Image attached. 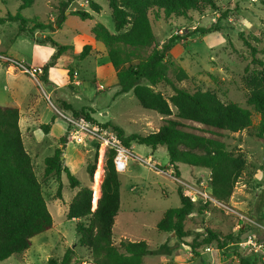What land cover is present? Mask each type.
Here are the masks:
<instances>
[{
	"label": "rangeland",
	"instance_id": "1",
	"mask_svg": "<svg viewBox=\"0 0 264 264\" xmlns=\"http://www.w3.org/2000/svg\"><path fill=\"white\" fill-rule=\"evenodd\" d=\"M84 1L71 0L67 3L68 0H34L20 14L26 19L42 23L55 21L60 8L66 3L67 6L65 20L59 29L53 32L37 30L30 34L31 24H27L25 30L20 32L18 22L3 21L7 14H16L19 1L0 0V104H14L22 108V111L33 104L34 113L42 114L45 121L43 124L51 125V131L47 134L34 126L29 136L25 134L27 124L24 119L22 142L31 158L35 177L52 218L51 228L32 238L29 249L0 261V264H46L48 260L59 263L69 250L73 253L70 264H93L90 252L79 245L75 233L77 221L68 220L66 211L70 200L80 188L92 186L93 178L89 179L86 164L93 162L96 157L95 170L100 160L103 169L104 159L93 140L86 138L79 144L68 139L66 118L72 115L59 104L60 99L75 110H92L95 123L111 121L127 134L145 136L158 125L157 114L143 109L132 92L115 95L117 89L110 85L111 75L106 68L108 58L105 49L100 42L93 40L91 31L100 23L114 33L108 0H87L89 4L80 7L79 3ZM91 3L99 5L98 13L91 11ZM215 5L216 10L206 8L202 13L190 11L186 16L171 17H164L160 11L152 9L148 12V19L157 43L162 40L166 42L173 35L183 45L179 54L181 59L172 62L175 67L180 64L188 78L175 82L177 87L188 92L209 90L221 101L238 104L251 112L248 128L224 136L226 149L244 157L245 169L235 184L228 204L214 206L202 205L200 200L191 202L194 211L184 226L189 237L179 241L174 235L159 232L156 225L165 211L180 207L178 188L185 194V187L178 183L180 179H173V170L166 171L169 157L165 147L159 146L153 151L144 145H134L132 156L146 158L147 154L153 152L152 158L162 171L150 169L130 157L125 172L118 173L120 206L112 228L113 245L119 248L121 241H144L150 250H155L164 242L173 247L169 255L145 256L144 264H210L211 256L204 253L203 248L196 245L198 255H195L190 246L194 241H201L200 236H204L205 230L231 236L230 242L219 249V253L213 254V264H231L238 261L239 256H249V252L240 246L249 235L264 241V232L247 221L249 219L264 225V135L262 140L257 138L259 116L246 103L248 91L245 87V79L257 70V66L252 64V53L255 59L264 62V0H215ZM75 12H87L91 18L81 20L73 15ZM209 27H215L218 31L204 35L195 32L196 29ZM46 37L60 46L70 47L56 59L48 61L46 69L56 88L54 96L49 94L46 73L33 81L28 74L13 68L11 63V60H16L29 65L49 60L56 48L49 44H37ZM174 44L172 47L177 45ZM85 45H93L94 50L85 59L79 60L77 56ZM99 50L102 54H97ZM148 52L146 50L141 54L144 57ZM173 69L170 67L167 74L171 80ZM76 73L80 86L71 84L69 87L68 74L72 77ZM96 87H103V91L98 92ZM152 88L165 98L172 94L170 87L163 83ZM56 149L64 152L65 162L62 164L65 163L70 173L80 182L78 188L71 189L64 174L60 176L59 183L54 176H44V159ZM179 170L180 181L209 191L208 170L185 164H180ZM58 184L59 197L56 195ZM92 207L91 196V210Z\"/></svg>",
	"mask_w": 264,
	"mask_h": 264
},
{
	"label": "trees",
	"instance_id": "2",
	"mask_svg": "<svg viewBox=\"0 0 264 264\" xmlns=\"http://www.w3.org/2000/svg\"><path fill=\"white\" fill-rule=\"evenodd\" d=\"M19 6L15 15L7 14L3 21L19 23L22 32L27 24L30 34L34 31H55L65 19L67 3L60 8L53 22L42 23L35 19H26L20 12L29 8L34 0H18ZM91 11L98 13L99 5L91 3ZM108 6L114 24V33L109 32L102 24L92 28L93 39L100 42L106 52L114 71L117 95L132 92L138 104L145 110L155 112L159 117L157 131L141 136L130 134L124 136L122 130L109 123L104 127L113 129L126 148L131 145H144L152 149L165 147L173 176L178 178L176 164H185L209 171V187L211 196L219 203L228 204L237 180L245 169V159L226 149L224 136L226 133H240L251 124V112L232 102L221 101L209 90L188 92L175 85L188 78L186 72L178 65L174 66L169 56L172 43L177 37L171 36L160 47L153 34L148 12L152 9L160 11L164 17L186 16L188 12L202 13L206 8L216 10L215 0H108ZM73 15L81 20L90 19L87 12H75ZM127 27V28H126ZM218 31L215 27L196 29V33L204 35ZM37 44H49L56 48L51 61L70 47L60 46L50 37ZM149 50L146 56L142 52ZM91 52V46L85 45L77 58L85 59ZM252 59L257 66L254 75L245 79L248 91L246 103L258 114L257 138L264 135V62ZM45 65L43 75H45ZM173 69V80L167 74ZM71 79V75H69ZM170 87L172 94L165 98L152 87L158 84ZM64 110L71 111L75 118L83 117L91 123L90 109L72 110L64 101L60 102ZM175 110V112H173ZM19 113L16 107L0 106V261L13 255L25 252L31 246L36 235L48 231L52 226V218L47 210L41 187L37 181L29 154L23 146L18 126ZM47 134L50 125H40ZM60 149L44 159L45 177L54 176L59 183L64 174L71 189L78 188L79 181L70 173L60 160ZM112 150L104 155L103 177L100 183V197L94 210H91L92 191L89 187L80 188L70 200L66 218L76 220L75 233L79 245L90 252L93 264H144L143 258L148 255H169L173 247L166 242L155 250L148 249L144 241H121L119 248L112 242V227L118 214L120 198L118 173L113 167ZM96 167V157L86 164L85 170L91 180ZM264 175V161L262 166ZM56 195L60 196V184ZM180 207L168 209L156 225L159 232L174 234L179 241L189 237L185 230V221L193 213L194 204L183 195L178 188ZM84 220L86 223H84ZM199 243L194 241L190 246L195 255V246L216 249L224 248L231 236H222L211 230ZM72 251H67L57 263L48 260L46 264H70ZM237 264H258L254 256H239Z\"/></svg>",
	"mask_w": 264,
	"mask_h": 264
},
{
	"label": "built area",
	"instance_id": "3",
	"mask_svg": "<svg viewBox=\"0 0 264 264\" xmlns=\"http://www.w3.org/2000/svg\"><path fill=\"white\" fill-rule=\"evenodd\" d=\"M89 2L87 0L84 3H79L80 7L87 6ZM182 31L179 30V34ZM0 59L2 57L0 56ZM13 68H18L25 74H28L32 79L37 81V78L43 74L42 67H34L31 65L24 64L23 61L11 60ZM68 127L67 134L68 139L76 143H83L86 138L93 140L98 145V150L102 154V159L106 151L112 150L114 152L113 156V167L117 173H124L127 168V162L132 156L128 148H126L121 139L118 137L117 133L110 127H104L102 124L91 123L84 119L83 117L75 118L70 116L66 118ZM137 162L143 163L148 167H154L153 159L148 156L146 158L135 157ZM178 183L183 185L185 188V194L191 202L200 200L202 205L212 204L214 206H221V203L217 202L212 196L211 191H204L202 189H197L186 184V182L177 180ZM202 186V185H200ZM223 207V206H222ZM247 219V218H245ZM252 225L264 232V225H260L254 221L247 219ZM240 246L244 250H247L251 256H254L258 264H264V241L257 239L255 235H249V237ZM204 253H208L211 256L210 264L214 263V253H219V250L208 246L204 248Z\"/></svg>",
	"mask_w": 264,
	"mask_h": 264
},
{
	"label": "crops",
	"instance_id": "4",
	"mask_svg": "<svg viewBox=\"0 0 264 264\" xmlns=\"http://www.w3.org/2000/svg\"><path fill=\"white\" fill-rule=\"evenodd\" d=\"M65 20V19H64ZM94 40V39H93ZM95 41V40H94ZM164 41L165 40H162V41H160L159 43H160V45H159V47L164 43ZM175 44H177L176 46H174V47H171L170 48V50H169V56H170V58L172 59V60H174L175 61V59H177V60H180L181 58H180V50H182V44L181 43H179V41H175L174 42ZM174 44V45H175ZM36 45V44H35ZM37 46H39V45H37ZM41 47V46H40ZM94 50V46L92 45L91 46V51H93ZM104 52H105V50H104ZM91 53V52H90ZM90 53H89V55H90ZM97 54H102V51H98L97 52ZM105 54H106V52H105ZM107 56V55H106ZM51 57V56H50ZM108 58V57H107ZM48 61H50V58H49V60H43V62L42 63H40V64H29V65H31V66H34V67H44L45 65H47L46 66V68L48 67ZM177 62V61H176ZM178 64H179V62H177ZM179 66H180V64H179ZM181 67V66H180ZM106 68L108 69V74L109 75H111V78H110V85L112 86V87H115L117 90H116V93H115V95H117V92H118V86H117V84H116V78H115V74H114V71H113V69H112V67H111V65H110V63H109V60H108V63L106 64ZM182 68V67H181ZM183 69V68H182ZM184 70V69H183ZM48 70L47 69H45V73H46V81H47V87L49 88V94H51V95H55V93H56V88L53 86V81L51 80V77L49 76V74H48V72H47ZM70 71V70H69ZM68 71V72H69ZM185 71V70H184ZM186 72V71H185ZM77 76H78V74L76 73V74H74V76H72L71 77V79H69V76H68V86L70 87L71 86V84L72 85H75V86H80V82L77 80ZM33 80V79H32ZM33 81H35V80H33ZM39 84V83H38ZM98 84V83H97ZM101 86V85H100ZM96 89H97V87H96ZM76 90V88H74V90L73 91H75ZM98 90V92H102L103 91V87H100L99 89H97ZM129 93V92H128ZM128 93H125V94H121V95H119V96H122V95H126V94H128ZM48 98V97H47ZM48 101H50L49 99H48ZM61 101H64V100H62V99H60L58 102H59V104H60V102ZM65 103H67L66 101H64ZM68 104V103H67ZM70 105V104H69ZM0 106H8V107H16L17 109H18V113H19V119H18V126H19V130H20V132H21V138H22V135H23V128H22V122H23V120L25 119L26 120V124H27V127H26V133L25 134H27V135H29V133H31L32 132V130H33V127L35 126V127H37V128H40V125H45V124H43V122H45L43 119H42V114H35L34 113V107H33V104H31L30 106H27L26 108H24V111H22V108H20L19 106H17V105H14V104H10V105H4V104H0ZM71 106V105H70ZM71 108H72V110H75V109H73V107L71 106ZM48 110V109H47ZM65 111H69V110H65ZM92 111V110H91ZM70 112V114H71V111H69ZM42 113V112H41ZM92 114L93 113H90V115H91V117L93 118V116H92ZM36 115V116H35ZM41 115V116H40ZM36 118V119H35ZM94 119V118H93ZM159 119H160V117L157 115V117H156V120H157V122H158V125L157 126H155L154 127V131L153 132H155V131H157V129H158V126H159ZM95 120V119H94ZM106 123H109V124H111L112 126H114V127H117V128H119L120 130H122L120 127H118L117 125H115L114 123H112L111 121H108V122H105V123H101V124H106ZM53 125V124H52ZM51 131V125H50V129H49V132ZM48 132V133H49ZM122 132H123V134H124V136H128V135H130V134H127L125 131H123L122 130ZM132 134H134V133H132ZM138 135V134H137ZM30 136V135H29ZM134 145H137V144H132L131 145V147L130 148H128L129 149V151L131 152V154H132V148L134 147ZM158 149V147L156 148V149H153V151H156ZM62 155H63V162H65L64 160H65V158H64V152H62ZM148 156H150L151 158H152V156H153V152L150 154H147V157ZM131 157H133L134 159H135V157H139V156H137V155H134V156H131ZM153 159V158H152ZM140 163V162H139ZM141 164H143V163H141ZM84 165H85V162H84ZM153 165H154V167L152 168V167H148V168H150V169H155V170H158V171H162V168L159 166V164H157L156 162H154V159H153ZM64 166H66L65 165V163H64ZM179 166H180V164H176V167H177V170H178V173H179V177H178V179H180L181 180V177H180V170H179ZM161 168V169H158V168ZM168 167V166H167ZM167 170L166 171H168V172H170V170H172V169H170V168H166ZM172 173V172H171ZM102 177H103V171H102ZM175 178L176 177H173V179L175 180ZM60 180H61V177H60ZM184 181V180H183ZM79 185H81L80 184V182H79ZM84 187H86V186H84ZM120 206V205H119ZM117 217V216H116ZM116 217H115V219H116ZM114 224H115V220H114ZM114 224H113V226H114ZM113 228V227H112ZM235 262H238V261H235ZM235 262H232L231 264H235Z\"/></svg>",
	"mask_w": 264,
	"mask_h": 264
},
{
	"label": "bare ground",
	"instance_id": "5",
	"mask_svg": "<svg viewBox=\"0 0 264 264\" xmlns=\"http://www.w3.org/2000/svg\"><path fill=\"white\" fill-rule=\"evenodd\" d=\"M102 157V154H100ZM102 161H99V164L93 174V182H92V186H91V190H92V204L93 207L92 209L94 210L97 204V201L100 197V183L102 181Z\"/></svg>",
	"mask_w": 264,
	"mask_h": 264
},
{
	"label": "water",
	"instance_id": "6",
	"mask_svg": "<svg viewBox=\"0 0 264 264\" xmlns=\"http://www.w3.org/2000/svg\"><path fill=\"white\" fill-rule=\"evenodd\" d=\"M66 140V139H65ZM60 160L61 162H63V155H62V152L60 153ZM171 235H174V234H171Z\"/></svg>",
	"mask_w": 264,
	"mask_h": 264
}]
</instances>
